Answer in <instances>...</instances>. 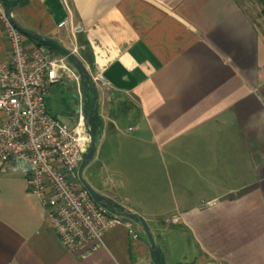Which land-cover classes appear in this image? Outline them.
<instances>
[{"label": "crops", "instance_id": "1", "mask_svg": "<svg viewBox=\"0 0 264 264\" xmlns=\"http://www.w3.org/2000/svg\"><path fill=\"white\" fill-rule=\"evenodd\" d=\"M12 12L106 80L95 86L98 140L84 175L145 220L158 252L123 216L137 236L113 226L94 250L68 252L27 177L7 171L0 264H264V26L249 9L239 0H20ZM39 42L26 36L28 48ZM9 55L0 24V63Z\"/></svg>", "mask_w": 264, "mask_h": 264}, {"label": "built area", "instance_id": "2", "mask_svg": "<svg viewBox=\"0 0 264 264\" xmlns=\"http://www.w3.org/2000/svg\"><path fill=\"white\" fill-rule=\"evenodd\" d=\"M13 19L0 0V24L10 46L9 58L0 63V175L12 171L27 177L31 192L46 209L50 228L70 253L88 245L94 250L113 226L123 225L137 236L130 220L98 204L78 179L90 141L82 92L71 127L48 107L50 87L64 78L80 85L78 73L65 55L55 56L44 46L28 48L26 35ZM91 80L94 87L107 86L100 74L91 75Z\"/></svg>", "mask_w": 264, "mask_h": 264}, {"label": "water", "instance_id": "3", "mask_svg": "<svg viewBox=\"0 0 264 264\" xmlns=\"http://www.w3.org/2000/svg\"><path fill=\"white\" fill-rule=\"evenodd\" d=\"M8 8H9V12H12L13 0H10ZM13 22L17 26V28L26 36L31 37L33 39H36L37 41H40L43 43H49V44L55 45L67 57L68 61L71 63V65L74 67V69L78 73L80 80H81L82 91H83V114H84L85 124H86V127L88 129V134L90 137V141L87 144V152L85 153L83 160L80 163V166L78 168V179H79L81 185L88 191V193L91 195V197L98 204L107 208L110 212H112L114 214L129 218V219L136 221L142 225L144 232L146 234V237L148 239L149 245H150V250H151L152 256L156 259V253L158 252V246L155 244L154 239L152 237V234L150 232V229H149L147 223L145 222V220L140 215L129 211L125 207L117 204L111 198H108L107 196L96 191L84 177V169L86 168V166L91 162V160L94 157L96 147H97V140H98V137L95 135V133L93 132L92 127H91L92 115L88 111V92H89V89L91 88V86L93 84H92V80H91V74H90V71H89L87 65L78 56H76L73 52H71L69 49H67L63 46H60L59 44H57L55 41H53L51 39H48L46 37H42L41 35H38L36 33H33V32H30V31L23 29L16 22L15 19H13ZM94 110L95 111L97 110L96 105H94ZM156 261H157V264H163V263H160L158 260H156Z\"/></svg>", "mask_w": 264, "mask_h": 264}, {"label": "rangeland", "instance_id": "4", "mask_svg": "<svg viewBox=\"0 0 264 264\" xmlns=\"http://www.w3.org/2000/svg\"><path fill=\"white\" fill-rule=\"evenodd\" d=\"M239 1H241V3L249 9L253 18L264 26V19L261 16L263 6L259 2V0ZM68 64L73 67L69 62ZM76 85L77 83L75 81L64 78L60 86H58L59 88L50 87V98L47 100L50 112L55 115L61 122L70 124V127L76 122L79 112V105L77 103L79 94ZM84 177L89 182V176L87 175V173H85Z\"/></svg>", "mask_w": 264, "mask_h": 264}, {"label": "trees", "instance_id": "5", "mask_svg": "<svg viewBox=\"0 0 264 264\" xmlns=\"http://www.w3.org/2000/svg\"><path fill=\"white\" fill-rule=\"evenodd\" d=\"M1 1L3 2V4L6 7H9L10 0H1ZM18 1H20V0H13V6H15L18 3ZM259 2L263 6V9L261 11V16L264 19V0H259ZM38 44L40 46H50V47L54 48V46H52L51 44H48V43L39 42ZM93 97H95V87L92 85L91 88L89 89V92H88V111L92 115L91 127H92L93 132L96 135L97 128H98V122H97V110L96 111L94 110V98Z\"/></svg>", "mask_w": 264, "mask_h": 264}]
</instances>
